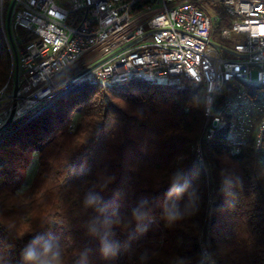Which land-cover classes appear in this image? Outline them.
Listing matches in <instances>:
<instances>
[{
  "label": "trees",
  "instance_id": "trees-1",
  "mask_svg": "<svg viewBox=\"0 0 264 264\" xmlns=\"http://www.w3.org/2000/svg\"><path fill=\"white\" fill-rule=\"evenodd\" d=\"M35 39L19 28L16 50ZM10 70L0 29L5 96ZM78 80L0 133V264H22L37 236L62 264H264V135L238 150L224 127L200 141L202 88L187 80Z\"/></svg>",
  "mask_w": 264,
  "mask_h": 264
},
{
  "label": "built area",
  "instance_id": "built-area-1",
  "mask_svg": "<svg viewBox=\"0 0 264 264\" xmlns=\"http://www.w3.org/2000/svg\"><path fill=\"white\" fill-rule=\"evenodd\" d=\"M5 1L0 0V29L12 67L18 29L32 32L36 39L17 52L15 99L0 93V127L13 102L14 118L23 116L58 93L61 76L80 64L81 81L193 82L203 94L200 141L211 140L224 127L235 150L249 143L260 147L264 0H204L218 6L223 18L206 14L197 0H11L9 34L3 17ZM216 28L221 39H237L231 51L211 42ZM195 151L203 166L199 143Z\"/></svg>",
  "mask_w": 264,
  "mask_h": 264
},
{
  "label": "clouds",
  "instance_id": "clouds-1",
  "mask_svg": "<svg viewBox=\"0 0 264 264\" xmlns=\"http://www.w3.org/2000/svg\"><path fill=\"white\" fill-rule=\"evenodd\" d=\"M175 215L169 214V222L174 220ZM101 253L104 257L116 254L114 248L107 245L101 246ZM22 264H62V252L60 246L52 242L51 239L34 237L23 249L21 253Z\"/></svg>",
  "mask_w": 264,
  "mask_h": 264
},
{
  "label": "rangeland",
  "instance_id": "rangeland-1",
  "mask_svg": "<svg viewBox=\"0 0 264 264\" xmlns=\"http://www.w3.org/2000/svg\"><path fill=\"white\" fill-rule=\"evenodd\" d=\"M197 3L203 8H207V6H208L207 9H209V11H211V13L212 12L214 13L216 10H218V6L211 7L209 5H206L204 0H197ZM5 4H6V1H5ZM211 42L213 44H217V45H220V46H225L226 49L231 51V49L233 48L234 44L237 42V39H235V37H231L230 39H227V40L221 39L220 36H219L218 28H216L215 31L212 33ZM225 56H227L229 58H234V55H232L231 53H227V52L225 53ZM12 68L13 67L11 65V69ZM81 72H83V66L80 65V64H77V65L73 66V68L70 71L64 73L61 77H62L63 80L68 82V81H72L74 78H76ZM11 75L13 76V74H11ZM163 81L169 82V79H165Z\"/></svg>",
  "mask_w": 264,
  "mask_h": 264
},
{
  "label": "water",
  "instance_id": "water-1",
  "mask_svg": "<svg viewBox=\"0 0 264 264\" xmlns=\"http://www.w3.org/2000/svg\"><path fill=\"white\" fill-rule=\"evenodd\" d=\"M14 3L12 2L9 5L7 15H6V29L9 34V24H10V19L12 15V8H13ZM13 74V91H12V97L15 99L16 93L18 91L19 85H18V67H17V56L14 54V63H13V68L10 70V75ZM14 106L15 102L12 104V109L7 117V120L5 123L0 127V133L4 131L12 122H15L17 119H14Z\"/></svg>",
  "mask_w": 264,
  "mask_h": 264
},
{
  "label": "bare ground",
  "instance_id": "bare-ground-1",
  "mask_svg": "<svg viewBox=\"0 0 264 264\" xmlns=\"http://www.w3.org/2000/svg\"><path fill=\"white\" fill-rule=\"evenodd\" d=\"M8 11V10H7ZM7 15V14H6ZM3 17H4V15H3ZM11 17H12V15H11ZM4 20H5V29H6V16L4 17ZM10 22H11V19H10ZM9 27H10V24H9ZM6 31H7V29H6ZM8 33V32H7ZM14 47H15V44H14ZM17 50H16V48H15V50H13V60H14V54L17 56ZM10 58H11V56H10ZM71 70V69H70ZM69 70V71H70ZM68 72V71H67ZM82 73L83 72H81L76 78H74L71 82H73V81H75V80H77V79H79L80 78V76L82 75ZM62 82V81H61ZM64 85V83L62 82V86ZM19 89V88H18ZM13 91V90H12ZM1 93H2V95L3 96H5V94H4V90L3 91H1ZM5 97H12V94H11V96H5ZM5 104H7V103H5ZM4 106H7V105H4ZM10 113V112H9Z\"/></svg>",
  "mask_w": 264,
  "mask_h": 264
},
{
  "label": "snow or ice",
  "instance_id": "snow-or-ice-1",
  "mask_svg": "<svg viewBox=\"0 0 264 264\" xmlns=\"http://www.w3.org/2000/svg\"><path fill=\"white\" fill-rule=\"evenodd\" d=\"M261 35H264V28L261 29Z\"/></svg>",
  "mask_w": 264,
  "mask_h": 264
},
{
  "label": "crops",
  "instance_id": "crops-1",
  "mask_svg": "<svg viewBox=\"0 0 264 264\" xmlns=\"http://www.w3.org/2000/svg\"><path fill=\"white\" fill-rule=\"evenodd\" d=\"M12 84H13V81H12Z\"/></svg>",
  "mask_w": 264,
  "mask_h": 264
}]
</instances>
